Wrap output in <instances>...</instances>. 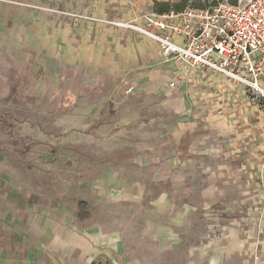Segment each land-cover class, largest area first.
Returning <instances> with one entry per match:
<instances>
[{
    "label": "crops",
    "instance_id": "1",
    "mask_svg": "<svg viewBox=\"0 0 264 264\" xmlns=\"http://www.w3.org/2000/svg\"><path fill=\"white\" fill-rule=\"evenodd\" d=\"M121 30L129 33L117 57L125 77L113 99L129 84L138 94L161 96L188 70L163 57L153 40ZM214 79L187 109L159 99L167 108L157 133L164 143L139 148L131 167L68 179L60 192L68 188L69 196L55 191L54 180L5 176L0 147V264H237L238 249L241 264H254L244 251L257 246L255 228L245 226L239 235L226 223L222 238L212 237L203 209L224 204L248 220L264 218V104L242 86ZM42 123L23 122L25 137L48 138L65 122L57 119L49 132ZM67 123L69 139H76V115ZM78 201L88 202L91 219L76 220ZM193 215L202 226L190 242Z\"/></svg>",
    "mask_w": 264,
    "mask_h": 264
},
{
    "label": "rangeland",
    "instance_id": "2",
    "mask_svg": "<svg viewBox=\"0 0 264 264\" xmlns=\"http://www.w3.org/2000/svg\"><path fill=\"white\" fill-rule=\"evenodd\" d=\"M246 1L0 0V147L5 152V176L54 180L55 191L60 192L68 179L131 167L139 148L164 143L157 133L168 120L167 108L158 100H171L177 111L187 109L204 97V85L214 84L216 75L187 68L168 82L169 91L161 96L138 94L129 84L125 92L132 88V94L113 99L125 77L122 59L117 57L129 33L121 29L144 36L131 27L143 25L145 16ZM75 115L77 128L71 134L76 131L77 138L69 139L64 126ZM57 119L65 123L48 138H28L22 132L26 120L43 122L42 128L49 132ZM67 189L59 194L69 196ZM70 196L72 201V192ZM192 207L200 212L195 203ZM232 207L214 204L203 209L208 233L222 238L226 223L239 235L245 226L254 227L257 246L244 253L246 259L260 264L264 218L248 220ZM201 218H190V242L197 240ZM240 254L243 250L238 249L237 264H241Z\"/></svg>",
    "mask_w": 264,
    "mask_h": 264
},
{
    "label": "built area",
    "instance_id": "3",
    "mask_svg": "<svg viewBox=\"0 0 264 264\" xmlns=\"http://www.w3.org/2000/svg\"><path fill=\"white\" fill-rule=\"evenodd\" d=\"M144 22L131 28L165 58L221 76L264 104V0L151 14Z\"/></svg>",
    "mask_w": 264,
    "mask_h": 264
},
{
    "label": "trees",
    "instance_id": "4",
    "mask_svg": "<svg viewBox=\"0 0 264 264\" xmlns=\"http://www.w3.org/2000/svg\"><path fill=\"white\" fill-rule=\"evenodd\" d=\"M74 216L78 222H84L91 219L90 205L88 204V202L78 201Z\"/></svg>",
    "mask_w": 264,
    "mask_h": 264
}]
</instances>
